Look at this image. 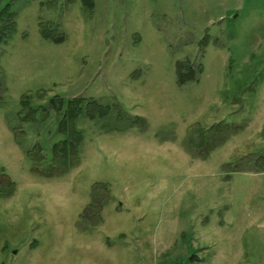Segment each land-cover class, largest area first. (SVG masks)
<instances>
[{
    "label": "rangeland",
    "instance_id": "rangeland-1",
    "mask_svg": "<svg viewBox=\"0 0 264 264\" xmlns=\"http://www.w3.org/2000/svg\"><path fill=\"white\" fill-rule=\"evenodd\" d=\"M7 2L0 264H264V172L239 170L264 154V0ZM41 24L64 38H43ZM187 57L203 72L179 86L174 69ZM23 94L37 108L30 121ZM53 95L114 97L147 127L107 132L83 120L80 163L43 177L13 127L25 147L45 142L59 117ZM219 121L227 141L206 159L187 153L188 130ZM92 184L110 198L102 221L81 229Z\"/></svg>",
    "mask_w": 264,
    "mask_h": 264
},
{
    "label": "trees",
    "instance_id": "trees-1",
    "mask_svg": "<svg viewBox=\"0 0 264 264\" xmlns=\"http://www.w3.org/2000/svg\"><path fill=\"white\" fill-rule=\"evenodd\" d=\"M91 5L90 0H82ZM15 12L11 11V4L6 3L0 8V41L10 37L15 27ZM55 28L47 27L41 24L40 34L45 39L54 41L62 40L63 35L53 33ZM176 83L183 86L188 82L198 81L203 72V66L197 58H185L177 61L175 66ZM41 93H38L40 96ZM6 96V87L3 72L0 67V101ZM32 97L29 94H23L20 98L21 109L26 111L22 115L23 119L30 121L35 118L37 108L32 105ZM50 109L59 115L56 122V128L50 133L45 142H35L28 147L20 139H25L24 129L18 131L13 127L14 137L17 142L24 147L25 155L33 163L32 170L43 177L60 176L66 173L70 168L80 163L82 147L84 143V131L79 125L83 120H90L100 125L104 131H143L147 127V120L144 117L132 114L126 107L114 97H86L74 96L63 100L58 95L49 98ZM45 116V115H43ZM11 123L12 121L9 120ZM226 124L219 121L210 127L193 125L187 132L184 145L194 158L206 159L216 148L222 146L229 138L226 133ZM23 133V134H21ZM260 159H263L260 160ZM257 164L250 166H241L239 170L251 172H264V154L257 156ZM8 182V181H7ZM13 189L14 182H8ZM105 184H92L90 198L88 203L79 213V222L77 226L83 229L87 222L100 223V215L104 204H107L110 194Z\"/></svg>",
    "mask_w": 264,
    "mask_h": 264
},
{
    "label": "water",
    "instance_id": "water-1",
    "mask_svg": "<svg viewBox=\"0 0 264 264\" xmlns=\"http://www.w3.org/2000/svg\"><path fill=\"white\" fill-rule=\"evenodd\" d=\"M233 17H235V14L233 15Z\"/></svg>",
    "mask_w": 264,
    "mask_h": 264
}]
</instances>
